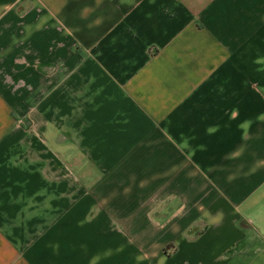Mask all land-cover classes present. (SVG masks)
<instances>
[{"label":"crops","instance_id":"0c3cea01","mask_svg":"<svg viewBox=\"0 0 264 264\" xmlns=\"http://www.w3.org/2000/svg\"><path fill=\"white\" fill-rule=\"evenodd\" d=\"M0 264H264V0H0Z\"/></svg>","mask_w":264,"mask_h":264}]
</instances>
